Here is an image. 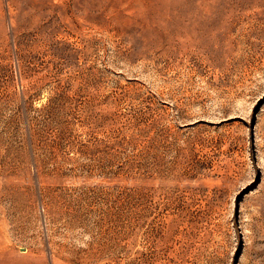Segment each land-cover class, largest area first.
I'll use <instances>...</instances> for the list:
<instances>
[{"label": "rangeland", "instance_id": "374dc122", "mask_svg": "<svg viewBox=\"0 0 264 264\" xmlns=\"http://www.w3.org/2000/svg\"><path fill=\"white\" fill-rule=\"evenodd\" d=\"M0 264H264V0H0Z\"/></svg>", "mask_w": 264, "mask_h": 264}]
</instances>
